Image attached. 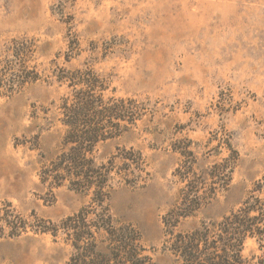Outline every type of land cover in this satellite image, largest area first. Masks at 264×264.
I'll use <instances>...</instances> for the list:
<instances>
[{"label": "rangeland", "instance_id": "1", "mask_svg": "<svg viewBox=\"0 0 264 264\" xmlns=\"http://www.w3.org/2000/svg\"><path fill=\"white\" fill-rule=\"evenodd\" d=\"M17 45L27 53L16 63L39 77L0 96V206L11 203L29 222L59 221L89 201L41 179L65 129L66 86L54 77L62 67H94L140 108L130 129L99 143L95 156L105 161L117 146L142 152L148 183L120 184L110 205L159 264L169 263L162 216L183 185L173 174L175 146L191 142L203 167L228 153L216 154L217 140L208 142L215 134L239 154L227 189L182 219V230L220 219L264 179V0H0V49ZM70 251L61 237L30 229L0 238V264H66ZM244 253L264 257V245L249 238Z\"/></svg>", "mask_w": 264, "mask_h": 264}, {"label": "trees", "instance_id": "2", "mask_svg": "<svg viewBox=\"0 0 264 264\" xmlns=\"http://www.w3.org/2000/svg\"><path fill=\"white\" fill-rule=\"evenodd\" d=\"M73 49L66 60L73 57ZM26 53L19 45L0 49V96H9L39 77L26 64L16 63ZM54 77L66 86L59 105L65 129L61 148L43 165L41 179L55 187L66 184L88 195L89 201L59 221L35 216L30 222L6 202L0 206V238L19 236L29 229L61 237L71 249L66 264H159L138 228L117 219L110 205L112 192L120 184L141 187L148 183L142 152L117 146L105 161L95 156L99 143L120 137L140 118L135 99L117 96L109 79L89 65L59 68ZM213 139L217 140L216 154L223 147L228 153L206 167L198 164L191 142L173 148L181 155L173 174L183 185L177 202L162 216L163 252L168 264H264V257L244 253L249 238L264 245V179L257 180L241 204L220 219L204 218L189 230L179 228L182 219L229 186L238 151L227 136L215 134L208 142Z\"/></svg>", "mask_w": 264, "mask_h": 264}]
</instances>
